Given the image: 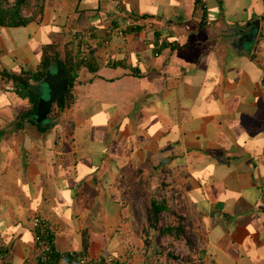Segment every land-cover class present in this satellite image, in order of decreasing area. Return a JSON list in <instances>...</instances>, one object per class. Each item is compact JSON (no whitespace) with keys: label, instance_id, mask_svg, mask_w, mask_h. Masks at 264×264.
<instances>
[{"label":"crops","instance_id":"0c3cea01","mask_svg":"<svg viewBox=\"0 0 264 264\" xmlns=\"http://www.w3.org/2000/svg\"><path fill=\"white\" fill-rule=\"evenodd\" d=\"M41 3L0 24V264H36L37 213L94 264H170L148 220L170 191L202 264H264V0ZM77 48L64 106L35 121L32 74Z\"/></svg>","mask_w":264,"mask_h":264},{"label":"trees","instance_id":"16d2710c","mask_svg":"<svg viewBox=\"0 0 264 264\" xmlns=\"http://www.w3.org/2000/svg\"><path fill=\"white\" fill-rule=\"evenodd\" d=\"M29 0H13L12 2H9L8 0H0V24H6V25H20L27 23L30 19L34 18L35 14L42 12V3L41 1L38 2L37 0H34L32 3L33 10L29 15L23 14V10L28 5ZM79 50L78 48L73 51L66 49L65 55L60 56L59 52L54 50L53 54L47 55L42 58L39 68L34 72L32 75L34 79H38L43 75L45 66L50 62L53 61L57 65L63 67L65 73L68 75V83L66 91L69 92L72 83L74 80V76L76 74V70L81 64L82 59L74 60V58L78 55ZM8 75L14 80H16L18 83H21L22 85H25L26 88L29 89L30 83L28 81L29 76L28 75H17V74H11L8 73ZM30 91V90H29ZM30 99L32 102L31 107V113L35 111V104L37 101V94L30 91ZM58 106H61L60 104H57ZM168 209V205L166 204L165 200L158 199L157 197H152L150 199L149 205H148V214H149V225L153 226L154 228H157L158 221H159V214ZM172 229L178 230V232H181L180 226L173 227L172 225H166L164 228H160L161 232H171Z\"/></svg>","mask_w":264,"mask_h":264},{"label":"rangeland","instance_id":"374dc122","mask_svg":"<svg viewBox=\"0 0 264 264\" xmlns=\"http://www.w3.org/2000/svg\"><path fill=\"white\" fill-rule=\"evenodd\" d=\"M8 1L12 2L13 0ZM37 1L40 2L41 0ZM33 2L34 0H29L23 12L30 14L33 10ZM54 106L57 108V104H54ZM162 190H166L165 187L156 189L159 196L164 194ZM173 192H166L163 195L168 197L172 202L169 201L168 209L159 214L157 227L164 228L166 225H172L173 227L180 226L182 231L178 232V230L172 229L171 232H155L154 239L157 249L161 252L162 250L167 251L171 260L170 264H202L200 259V250L202 247L200 230L194 225L191 215L189 217L181 211L176 200L175 191Z\"/></svg>","mask_w":264,"mask_h":264},{"label":"water","instance_id":"95a60500","mask_svg":"<svg viewBox=\"0 0 264 264\" xmlns=\"http://www.w3.org/2000/svg\"><path fill=\"white\" fill-rule=\"evenodd\" d=\"M257 25L253 24L249 32L243 29H237L235 35V43L244 44L251 40V36L256 35L255 29ZM68 82V75L63 67L50 61L44 68L43 75L34 82V87L37 91V101L33 118L35 121H44L49 119V112L53 104L64 106L65 95Z\"/></svg>","mask_w":264,"mask_h":264},{"label":"built area","instance_id":"2783aa9c","mask_svg":"<svg viewBox=\"0 0 264 264\" xmlns=\"http://www.w3.org/2000/svg\"><path fill=\"white\" fill-rule=\"evenodd\" d=\"M201 1L205 3V0ZM124 24H131V22L126 20ZM124 28V25H120L118 32L121 33ZM86 34L89 33L86 32ZM32 225L35 229L33 247L36 253V264H94L97 261L96 258L76 249H56L53 241V229L49 226L46 216L35 214L32 217Z\"/></svg>","mask_w":264,"mask_h":264}]
</instances>
